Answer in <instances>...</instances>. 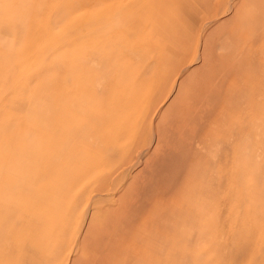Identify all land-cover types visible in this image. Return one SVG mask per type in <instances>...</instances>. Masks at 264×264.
Returning a JSON list of instances; mask_svg holds the SVG:
<instances>
[{"label": "rangeland", "instance_id": "obj_1", "mask_svg": "<svg viewBox=\"0 0 264 264\" xmlns=\"http://www.w3.org/2000/svg\"><path fill=\"white\" fill-rule=\"evenodd\" d=\"M131 1L0 0L14 56L0 92L39 70L20 114L27 127L0 141V176L45 191L23 198L5 188L0 201L8 210L20 199L39 220L26 230L32 264H264V0ZM122 5L134 29L118 28L130 31L129 50L118 45L120 77L92 104V148L69 136L61 158L54 137L37 132L42 111L57 106L45 92L70 72L69 27L83 11L98 35ZM13 122L0 114V125Z\"/></svg>", "mask_w": 264, "mask_h": 264}, {"label": "crops", "instance_id": "obj_2", "mask_svg": "<svg viewBox=\"0 0 264 264\" xmlns=\"http://www.w3.org/2000/svg\"><path fill=\"white\" fill-rule=\"evenodd\" d=\"M104 1L105 0H98V3H100V6L104 4ZM139 1L140 0H136L135 3L139 4ZM131 3H133V0L131 1ZM131 3H130V6H131ZM130 6L122 5L121 7H119L117 11H114V12H112V10H108V12L109 11L111 12H109V14L105 17L104 21H102L106 26L102 28L103 31L99 32L98 35H95L93 32H91V25L94 24L95 21L92 20L91 16H88V14H86V12H83V11L81 12V16L79 18L80 20L78 21L77 26L74 27L73 25H71L69 27V31H68L69 39L68 40L70 41V44H69L70 51H69V59H68L69 62L67 66L70 72H67V70H63L61 74L57 75L56 77L57 80L55 81L53 86L49 89V91L45 92L47 95L49 94L48 98H50V101H46V102L50 104L55 103L57 106H56V109L50 111V113H52V116L50 115L49 112L42 111L43 114L39 116V132H37V134L40 136L50 135L54 137V143L56 145V149L58 148L57 155L61 158L64 155L66 156V153L69 154L68 148L70 147L71 143H74V142H71L70 138H67L69 136H72V137L78 136L79 137L78 142H82V143L86 142L84 143V145L88 148V150L92 148V146L90 145L91 144L90 141L93 140L94 137L91 131L92 117H91L90 110L92 109L93 103L98 102V105L100 107L102 106L101 104H103V101H105L108 95V90H109L108 88L112 85V82H117V80L120 77L118 73V71L120 72V69H115L114 66L112 65H114L113 62L115 60H119V56H118L119 46L118 45L120 43H124V49H122L123 54H125V52H128L129 50V46L126 43V40H127V37L130 35V31L122 30L119 32L118 28L125 27L126 24H130L131 20L134 19V14L130 10L131 8ZM65 7L69 11L68 9L69 5H66ZM41 10L43 11L44 9L41 8ZM37 13L39 12H35V15H37ZM71 13H73V11ZM117 24H120L121 26H117ZM130 25H131L130 30H133L134 24L131 23ZM108 36L115 38L114 42L112 43L110 47H107L106 39L108 38ZM97 38H99L97 43L103 42V45L99 46L98 48H93L91 46V40L97 39ZM8 46L9 44L6 41V38L0 34V80H2V78L5 75L9 74L12 69V63H13L14 56L12 57L11 53L6 51ZM19 53H20V58L23 60L26 59V56L30 57V54L27 52L25 48L24 49L20 48ZM52 53L61 54L63 53V50H61V47L56 46L55 51H52ZM116 56H118V59H116ZM15 57L16 59L18 58L17 56ZM53 62L54 61L46 62L43 67L45 68L47 67L46 70L48 68L50 69ZM98 62L99 63L101 62V63L99 64ZM26 71L27 70H24L21 75L19 74L13 75L12 79H13L14 84L11 87L0 92V114L8 117V119L10 120L11 119L14 120L13 123H6L4 125H0V141L1 140L7 141L8 144L11 141H13L17 135L23 134L20 131L21 130L20 126L27 127L26 122L20 124L21 122L20 114L21 112L26 111L27 108L28 109L30 108L29 107L30 105L26 104L25 99H24V97H27L28 92H32L31 88L28 89L27 82L30 79L35 78L39 70L32 71V72L31 70L30 72H26ZM86 76H89V77H86ZM71 78L73 80H71ZM72 86L75 88H72ZM78 86L80 88L82 86L84 90H81L82 88L80 89ZM89 86H90V89L93 88V90L91 89L92 91L88 89ZM68 90L71 91V93ZM101 90H102V93L100 92ZM99 93H101V95ZM97 95L99 97H96ZM100 99L102 102L100 101ZM16 101H18L19 105L13 109L10 105L12 103L14 104ZM75 107H77L76 108L77 110L75 109ZM65 114H66V117L64 116ZM92 116H94V114ZM36 118H38V116ZM3 128L11 129L12 131L3 133L1 131ZM46 129H52V131H46ZM77 130L79 131L77 132ZM98 134H101V133L99 132ZM120 134L124 136L126 135L136 136L138 132L137 131L121 132ZM63 136L66 137V140ZM90 137H92L93 139H90ZM57 139H58V142H57ZM72 158L77 159V155H75L74 153L72 155ZM56 159H59V158L57 157ZM7 167H10V166H7ZM74 169H75V166L66 165L64 172H69V170L76 171ZM78 172H81V169L76 171V173ZM7 175L8 174L4 172L0 176V192L4 191L5 188H6L5 190H7L8 188L10 190L11 189L15 190L14 191L15 194L17 193V191L20 194L22 193L24 195L23 198H25L26 194H31L37 197H41L40 199L45 198V194H44L45 191H43L42 189H39V188L37 189L31 185H27L25 181H22L20 179L14 178L11 180L9 176ZM18 196H21V195H18ZM11 200H15V201L18 200L19 203H14V205H10V208L8 207V210H7L6 205L2 201H0V243H1L0 244L1 245L0 246V249H1L0 250V260H1L0 263L2 264H10V263L11 264H32L34 262V256L31 257L29 255H30V252H34L33 249L35 248V244L31 243L32 240L28 236H26V230L27 229H29V231L34 230L33 229L34 226L32 225H35V224L38 225L39 220L35 217H31V213H27V211H25L26 209L22 208L20 199L13 197ZM37 216L38 215H36V217ZM58 243L56 244V246L58 245ZM23 244L25 245L27 249L24 247ZM17 255L19 256L18 257L19 259H17Z\"/></svg>", "mask_w": 264, "mask_h": 264}, {"label": "bare ground", "instance_id": "obj_3", "mask_svg": "<svg viewBox=\"0 0 264 264\" xmlns=\"http://www.w3.org/2000/svg\"><path fill=\"white\" fill-rule=\"evenodd\" d=\"M118 9H119V8H118ZM112 12H113V11H112ZM132 13H133V12H132ZM122 25H123V24H122ZM123 26H124V25H123ZM133 28H134V27H133ZM133 28H132V29H133ZM114 29H115V28H114ZM87 30H88V29H87ZM85 31H86V30H85ZM103 33H104V32H103ZM89 34H90V33H89ZM126 45H127V44H126ZM126 45H125V46H126ZM96 50H97V49H96ZM96 50H95V51H96ZM116 50H117V49H116ZM100 56H101V54H100ZM84 58H85V57H84ZM100 58H102V57H100ZM85 60H86V59H85ZM74 61H75V60H74ZM92 61H93V60H92ZM83 62H84V61H83ZM83 62H82V63H83ZM93 62H94V61H93ZM93 62H92V63H93ZM76 63H77V61H76ZM80 63H81V62H80ZM98 63H99V62H98ZM100 63H101V62H100ZM100 63H99V64H100ZM76 65H77V64H76ZM82 65H83V64H82ZM78 66H79V65H78ZM99 66H101V65H99ZM97 67H98V66H97ZM98 75H99V74H98ZM86 77H89V76H86ZM73 78H74V76H73ZM71 80H73V79L71 78ZM71 80H70V81H71ZM82 80H83V79H82ZM90 80H91V79H90ZM70 81H69V82H70ZM78 83H80V82H78ZM85 83H86V82H85ZM91 83H92V81H91ZM93 83H94V82H93ZM100 84H101V83H100ZM108 84H109V83H108ZM77 85H78V84H77ZM94 85H96V84H94ZM102 85H103V84H102ZM75 86H76V85H75ZM85 86H87V85H85ZM91 86H92V85H91ZM107 86H108V85H107ZM76 87H77V86H76ZM78 87H79V86H78ZM139 87H140V86H139ZM70 88H71V87H70ZM72 88H75V87L72 86ZM79 88H80V87H79ZM81 88H82V86H81ZM81 88H80V89H81ZM76 89H77V88H76ZM76 89H75V90H76ZM88 89H90V86H89ZM91 89L93 90V88H91ZM91 89H90V91H92ZM102 89H103V88H102ZM69 90H70V89H69ZM69 90H68V91H69ZM81 90H84V89L82 88ZM85 90H86V89H85ZM78 91H79V90H78ZM69 92L71 93V91H69ZM72 92H73V90H72ZM74 92H75V91H74ZM83 92H84V91H83ZM88 92H89V91H88ZM98 92H99V91H98ZM100 92L102 93V90H101ZM84 93H85V92H84ZM86 93H87V92H86ZM93 93H95V92H93ZM101 93H99V94L101 95ZM72 94H73V93H72ZM99 94H98V95H99ZM77 95H79V94H77ZM85 95H86V94H85ZM88 95H89V94H88ZM95 95H96V94H95ZM98 95H97L96 97H99ZM86 96H87V95H86ZM104 96H105V95H104ZM75 97H76V96H75ZM87 98H88V97H87ZM92 98H93V97H92ZM90 100H91V99H90ZM90 100H89V101H90ZM74 101H75V100H74ZM82 101H83V100H82ZM98 101H99V100H98ZM100 101H101V99H100ZM80 102H81V101H80ZM101 102H102V101H101ZM82 103H83V102H82ZM82 103H81V104H82ZM99 103H100V102H99ZM85 104H87V103H85ZM101 105H103V104H101ZM78 106H80V105H78ZM70 107H71V106H70ZM76 108H77V107H75V109H76ZM71 109H72V108H71ZM76 110H77V109H76ZM86 110H87V109H86ZM84 111H85V110H84ZM90 111H91V110H90ZM90 111H89V112H90ZM71 112H72V111H71ZM73 113H74V112H73ZM80 113H81V112H80ZM90 113H91V112H90ZM57 115H58V114H57ZM64 116L66 117V114H65ZM64 116H63V117H64ZM89 116H90V115H89ZM54 124H56V123H54ZM86 124H87V123H86ZM87 125H88V124H87ZM59 126H60V125H59ZM84 126H85V125H84ZM89 126H91V125H89ZM57 127H58V126H57ZM57 127H55V128H57ZM86 128H88V127H86ZM52 129H53V128H52ZM52 129H51V131H52ZM89 130H90V129H89ZM89 130H88V131H89ZM78 131H79V130H77V132H78ZM77 132H76V133H77ZM80 132H81V131H80ZM92 134H94V133H92ZM61 135H62V134H61ZM86 136H87V135H86ZM90 136H91V135H90ZM60 137H61V136H60ZM63 137H64L65 140H66V137H65V136H63ZM94 138H95V137H94ZM60 139H61V138H60ZM91 139H93V138L91 137ZM93 140H94V139H93ZM62 141H63V140H62ZM89 141H90V140H89ZM89 141H88V142H89ZM57 142H58V139H57ZM59 142H60V141H59ZM90 142H91V141H90ZM100 143H101V142H100ZM67 145H68V144H67ZM67 148H68V147H67ZM74 148H75V147H74ZM67 152H68V151H67ZM109 154H110V153H109ZM69 171H70V170H69ZM75 173H76V172H75ZM85 179H86V178H85ZM15 215H16V214H15ZM26 218H27V217H26ZM31 225H32V224H31ZM31 225H30V226H31ZM13 226H14V225H13ZM30 226H29V227H30ZM32 226H34V225H32ZM20 229H21V228H20ZM25 229H26V228H25ZM34 229H35V228H34ZM27 230H29V229H27ZM15 231H16V230H15ZM32 231H33V230H32ZM9 232H10V231H9ZM14 233H16V232H14ZM18 233H19V231H18ZM9 235H10V234H9ZM16 235H17V234H16ZM10 237H11V236H10ZM17 237H18V236H17ZM4 238H5V237H4ZM8 238H9V237H8ZM8 238H7V239H8ZM11 239H12V238H11ZM27 239H28V238H27ZM2 240H3V239H2ZM15 240H16V239H15ZM16 241H17V240H16ZM14 242H15V241H14ZM0 244H1V243H0ZM16 245H17V243H16ZM23 245H24V244H23ZM26 245H27V244H26ZM0 246H1V245H0ZM3 246H4V245H3ZM11 246H12V245H11ZM4 247H5V246H4ZM24 247H25V245H24ZM29 247H30V246H29ZM29 247H28V248H29ZM25 248H26V247H25ZM25 248H24V249H25ZM31 248H32V247H31ZM12 249H13V248H12ZM26 249H27V248H26ZM32 249H33V248H32ZM0 250H1V249H0ZM15 250H17V249H15ZM9 251H10V249H9ZM33 251H34V249H33ZM11 252H12V251H11ZM21 252H22V251H21ZM8 253H9V252H8ZM15 254H17V253H15ZM15 254H14V255H15ZM9 255H10V254H9ZM6 256H8V255H6ZM4 257H5V256H4ZM14 257H16V256H14ZM18 257H19V256L17 255V259H19ZM4 259H5V258H4ZM58 259H59V258H58ZM40 260H41V259H40ZM0 261H1V260H0ZM56 261H57V260H56ZM3 263H4V262H3ZM16 263H17V262H16ZM0 264H2V263H0ZM10 264H11V263H10Z\"/></svg>", "mask_w": 264, "mask_h": 264}]
</instances>
